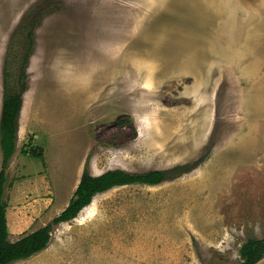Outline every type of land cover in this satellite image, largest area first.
Masks as SVG:
<instances>
[{
	"label": "rangeland",
	"instance_id": "374dc122",
	"mask_svg": "<svg viewBox=\"0 0 264 264\" xmlns=\"http://www.w3.org/2000/svg\"><path fill=\"white\" fill-rule=\"evenodd\" d=\"M261 57L264 0H0V115L23 76L11 242L55 218L83 172L198 163L95 195L13 264L239 263L264 237Z\"/></svg>",
	"mask_w": 264,
	"mask_h": 264
},
{
	"label": "trees",
	"instance_id": "16d2710c",
	"mask_svg": "<svg viewBox=\"0 0 264 264\" xmlns=\"http://www.w3.org/2000/svg\"><path fill=\"white\" fill-rule=\"evenodd\" d=\"M27 39V51H29L32 45V38L27 37ZM27 55L28 52L25 53V60ZM4 77L5 79L7 78L6 73ZM22 78V73H20L17 78L18 93L10 91L7 79L4 82L3 88L4 93L0 115V264H13L44 250L49 244L53 228L76 218L78 213L90 204L95 195L102 194L115 187L132 184L158 185L165 180H169L171 176L178 177L186 173L188 169H194L198 164L194 163L191 166H187L185 171V168L181 166L167 171H150L146 173H127L122 170H111L99 176H92L87 172H83L67 207L62 212L43 227L23 235L15 242H11L6 218L7 206L3 200V195L7 179L6 169L15 153L17 119L22 104L20 93L23 89V85L20 83ZM22 153L41 159L39 154L34 155L31 151H22ZM239 258L240 261L237 264H257L260 262L264 258V237L262 239L248 238L239 249Z\"/></svg>",
	"mask_w": 264,
	"mask_h": 264
},
{
	"label": "crops",
	"instance_id": "0c3cea01",
	"mask_svg": "<svg viewBox=\"0 0 264 264\" xmlns=\"http://www.w3.org/2000/svg\"><path fill=\"white\" fill-rule=\"evenodd\" d=\"M254 56H255V61L257 62V61H258V58H259V55H254ZM260 59H264V58L261 57ZM250 61H251V57H250ZM262 62L264 63V61L261 60L260 63H262ZM262 65H263V67L261 68V71H263V68H264V64H262ZM262 102H264V98L260 101V103H262ZM260 108H261V109L263 108V105H262V104L260 105ZM262 111H264V110L262 109ZM260 116H261V118H263V115H260ZM262 124H264V123H262ZM262 124H261V125H262ZM262 128H263V126L261 127V130H260V133H259V134H262V133H263L262 131H264V130H263ZM78 183H79V182H78ZM77 185H78V184H77ZM76 187H77V186H76ZM65 201H66V200H65ZM65 201L62 203L61 207L58 209L57 212L52 213V214L54 215L53 217H56L60 212H62V211L67 207V205H68V203H69L70 200H69V201H66V202H65ZM56 202H57V201H55V204H56ZM47 205H50V202H48ZM50 211H51V210H50ZM55 215H56V216H55Z\"/></svg>",
	"mask_w": 264,
	"mask_h": 264
}]
</instances>
